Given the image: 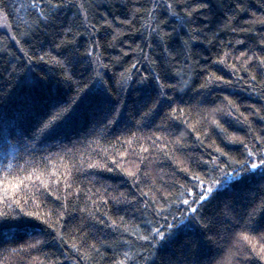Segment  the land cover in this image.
<instances>
[{
    "label": "trees",
    "instance_id": "trees-1",
    "mask_svg": "<svg viewBox=\"0 0 264 264\" xmlns=\"http://www.w3.org/2000/svg\"><path fill=\"white\" fill-rule=\"evenodd\" d=\"M0 14V264H264V0Z\"/></svg>",
    "mask_w": 264,
    "mask_h": 264
},
{
    "label": "rangeland",
    "instance_id": "rangeland-1",
    "mask_svg": "<svg viewBox=\"0 0 264 264\" xmlns=\"http://www.w3.org/2000/svg\"><path fill=\"white\" fill-rule=\"evenodd\" d=\"M0 29L4 32L11 34L10 26L8 22L6 21L4 15L2 14H0Z\"/></svg>",
    "mask_w": 264,
    "mask_h": 264
}]
</instances>
